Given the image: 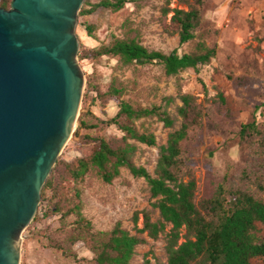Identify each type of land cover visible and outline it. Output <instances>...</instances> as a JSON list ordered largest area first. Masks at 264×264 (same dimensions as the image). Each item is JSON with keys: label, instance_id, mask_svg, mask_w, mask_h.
<instances>
[{"label": "rangeland", "instance_id": "obj_1", "mask_svg": "<svg viewBox=\"0 0 264 264\" xmlns=\"http://www.w3.org/2000/svg\"><path fill=\"white\" fill-rule=\"evenodd\" d=\"M202 1V23L196 37L185 44H180L178 34L164 29L165 0H128L119 11L100 7L91 15L78 17L76 33L80 51L90 52L108 44L112 36H118L136 38L149 49L164 53L177 49L179 53L198 54L216 47L217 56L199 70L190 68L176 76H167L163 65L126 66L116 58L95 57L92 52L86 59L79 57L85 75L83 98L86 94L88 102L85 104L82 99L76 131L58 160L72 162L91 151L95 142L86 143L77 136L81 118L89 110L91 113L86 117L97 128L83 130L82 134L104 137L112 143L120 140L121 133L115 126L102 124V120L113 117L119 109L118 100L109 94L113 84L124 89L123 99L139 105H163L172 114L182 105L177 98L181 89L195 97L194 108L203 113L200 123L191 128L188 139L183 142L182 154L184 179L193 177L197 181L196 199L212 196L224 177L229 187L251 191L264 199V190L258 186L264 183V0ZM195 2L173 0L171 7L188 10ZM171 16L172 13L168 15V22ZM84 23L94 27L92 38L87 35ZM220 92L226 102L221 101ZM167 97H173L174 101L167 102ZM91 99L95 100L94 106L90 104ZM253 119L257 120L261 135L240 139L241 123ZM137 125L157 137L156 147L137 143L134 158L137 165L145 166L154 174L159 147L166 143L170 129L157 116L142 118ZM62 183L70 188L74 186L71 178ZM78 187L83 193L82 213L98 230H110L119 221L124 227L132 228L134 212L150 209L153 201L145 179L133 176L126 168L112 183L105 182L92 170ZM59 201L63 209L57 211L55 205ZM71 206L68 199H53L49 203L41 198L36 214L38 221H32L23 232L20 264H91L93 253L84 242L74 243L69 236L75 216L64 217L63 213ZM142 225L141 217L139 226ZM256 234L264 239L263 224H258ZM51 242L61 243L76 256L63 254L51 247ZM165 244L164 236L158 240L148 238L146 244L137 248L132 264H142L145 257L153 263L156 257L166 260Z\"/></svg>", "mask_w": 264, "mask_h": 264}, {"label": "trees", "instance_id": "obj_2", "mask_svg": "<svg viewBox=\"0 0 264 264\" xmlns=\"http://www.w3.org/2000/svg\"><path fill=\"white\" fill-rule=\"evenodd\" d=\"M173 0H165L163 7V26L166 32L178 34L180 44L190 42L196 37V30L203 19L202 0L190 4L188 10L171 7ZM128 0H86L79 16L91 15L98 8L119 11ZM11 0H1L0 6L8 8ZM172 13L170 21L168 15ZM89 37H93L94 27L82 24ZM93 56L112 57L123 65L152 64L163 65L167 76H176L182 71L193 68L199 70L217 56V48H206L198 54L179 53L177 49L170 53L152 50L138 39L112 36L108 44L90 50ZM88 50H81V60L89 57ZM205 86V84H204ZM89 90V89H87ZM124 89L112 85L109 94L118 100V112L102 124L115 126L121 133L118 142L112 143L104 137L82 134L83 130L97 128L86 117L81 118L77 136L86 143L95 142L91 151L84 157L72 162L59 159L52 174L42 190V201L53 199L70 200L72 206L63 213L64 217L75 216L69 236L74 243L84 242L93 253L91 264H132L137 248L148 242V238L158 240L164 236L166 260L156 257V262L144 259L142 264H264V239L257 237L258 224L264 225V199L251 191L228 186L225 181L217 185L212 196L197 200V181L191 177L184 179L183 142L188 139L193 126L200 123L202 111L195 110V97L179 89L176 114H172L163 105H139L123 99ZM222 102H226L223 93H219ZM167 102L174 101L167 97ZM94 99L90 104L94 106ZM88 102L86 94L83 103ZM157 116L170 129L166 143L160 145L159 157L154 174L145 166L137 165L134 158L138 151L137 143L150 147L158 146L153 132L142 131L137 121ZM181 120V121H180ZM258 122L253 119L240 125V139L261 135ZM264 136V135H263ZM123 168L138 178H144L148 184L151 208L134 212L133 227L126 228L117 222L110 230L95 229L93 222L82 213L83 193L78 184L85 175L94 170L107 183L121 175ZM71 178L73 187L64 186L62 181ZM264 190V183L258 185ZM55 206L57 211L63 208ZM155 214H157L155 218ZM141 215V216H140ZM143 225L139 226L140 218ZM36 216L33 221H38ZM51 247L63 254L74 257L61 243L51 242Z\"/></svg>", "mask_w": 264, "mask_h": 264}, {"label": "water", "instance_id": "obj_3", "mask_svg": "<svg viewBox=\"0 0 264 264\" xmlns=\"http://www.w3.org/2000/svg\"><path fill=\"white\" fill-rule=\"evenodd\" d=\"M84 2L0 6V264H20L23 232L81 107L76 27Z\"/></svg>", "mask_w": 264, "mask_h": 264}, {"label": "bare ground", "instance_id": "obj_4", "mask_svg": "<svg viewBox=\"0 0 264 264\" xmlns=\"http://www.w3.org/2000/svg\"><path fill=\"white\" fill-rule=\"evenodd\" d=\"M79 114H80V109H79V112H78V114H77V118H76V120H75L74 123H73V127H72V135H71V137L73 136V134H74V132H75V129L77 128V122H78V120H79Z\"/></svg>", "mask_w": 264, "mask_h": 264}, {"label": "flooded vegetation", "instance_id": "obj_5", "mask_svg": "<svg viewBox=\"0 0 264 264\" xmlns=\"http://www.w3.org/2000/svg\"><path fill=\"white\" fill-rule=\"evenodd\" d=\"M11 6V5H10ZM8 8H10V7H8Z\"/></svg>", "mask_w": 264, "mask_h": 264}]
</instances>
